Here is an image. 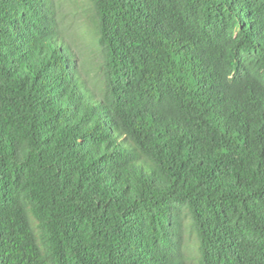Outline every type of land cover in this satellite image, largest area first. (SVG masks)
Segmentation results:
<instances>
[{
    "label": "trees",
    "instance_id": "trees-1",
    "mask_svg": "<svg viewBox=\"0 0 264 264\" xmlns=\"http://www.w3.org/2000/svg\"><path fill=\"white\" fill-rule=\"evenodd\" d=\"M0 0V264H264V0Z\"/></svg>",
    "mask_w": 264,
    "mask_h": 264
},
{
    "label": "rangeland",
    "instance_id": "rangeland-1",
    "mask_svg": "<svg viewBox=\"0 0 264 264\" xmlns=\"http://www.w3.org/2000/svg\"><path fill=\"white\" fill-rule=\"evenodd\" d=\"M55 4L63 32L77 54V62L82 66L87 78H94L97 52L92 39L89 38L92 23L88 21L91 15L88 1L55 0Z\"/></svg>",
    "mask_w": 264,
    "mask_h": 264
}]
</instances>
